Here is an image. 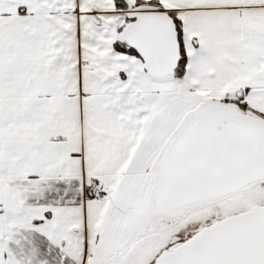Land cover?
<instances>
[{"label": "snow or ice", "instance_id": "6c2138e0", "mask_svg": "<svg viewBox=\"0 0 264 264\" xmlns=\"http://www.w3.org/2000/svg\"><path fill=\"white\" fill-rule=\"evenodd\" d=\"M0 264H264V0H0Z\"/></svg>", "mask_w": 264, "mask_h": 264}]
</instances>
